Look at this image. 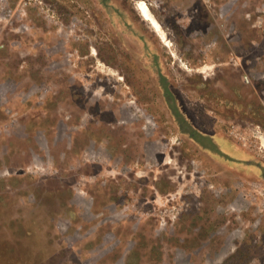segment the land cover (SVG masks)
I'll return each mask as SVG.
<instances>
[{
    "label": "rangeland",
    "instance_id": "1",
    "mask_svg": "<svg viewBox=\"0 0 264 264\" xmlns=\"http://www.w3.org/2000/svg\"><path fill=\"white\" fill-rule=\"evenodd\" d=\"M0 264H264V0H0Z\"/></svg>",
    "mask_w": 264,
    "mask_h": 264
},
{
    "label": "bare ground",
    "instance_id": "2",
    "mask_svg": "<svg viewBox=\"0 0 264 264\" xmlns=\"http://www.w3.org/2000/svg\"><path fill=\"white\" fill-rule=\"evenodd\" d=\"M138 9L141 13V15L145 18L150 20L156 27H158V24L156 23V21L154 20V18L150 15V13L148 12L145 4L143 2L138 3ZM138 11V12H139ZM159 31V30H158ZM164 39V38H163Z\"/></svg>",
    "mask_w": 264,
    "mask_h": 264
},
{
    "label": "trees",
    "instance_id": "3",
    "mask_svg": "<svg viewBox=\"0 0 264 264\" xmlns=\"http://www.w3.org/2000/svg\"><path fill=\"white\" fill-rule=\"evenodd\" d=\"M166 92H167L166 94H168V91L167 90H166ZM191 134H192V137H194V139L197 140L198 142H201L200 139L206 138V137H202L199 133H195V131H191ZM199 137H201V138L199 139ZM207 147H209V146H207ZM47 260H53V258L51 257V255L50 256H47L45 258V261H47Z\"/></svg>",
    "mask_w": 264,
    "mask_h": 264
}]
</instances>
